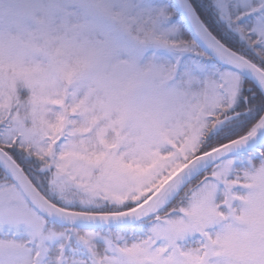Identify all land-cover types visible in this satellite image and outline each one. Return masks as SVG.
Returning a JSON list of instances; mask_svg holds the SVG:
<instances>
[{"label": "snow or ice", "instance_id": "6c2138e0", "mask_svg": "<svg viewBox=\"0 0 264 264\" xmlns=\"http://www.w3.org/2000/svg\"><path fill=\"white\" fill-rule=\"evenodd\" d=\"M0 264H264V0H0Z\"/></svg>", "mask_w": 264, "mask_h": 264}]
</instances>
